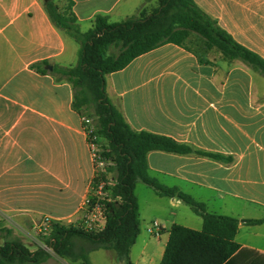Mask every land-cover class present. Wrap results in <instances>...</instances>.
<instances>
[{
  "label": "crops",
  "instance_id": "obj_1",
  "mask_svg": "<svg viewBox=\"0 0 264 264\" xmlns=\"http://www.w3.org/2000/svg\"><path fill=\"white\" fill-rule=\"evenodd\" d=\"M46 1L0 0V216L66 222L83 209L93 165L80 116L71 109V86L50 73L53 66H73L78 45L52 26ZM50 1L59 7L69 1L81 32L96 15L115 23L157 7V0ZM193 1L235 42L264 60V0ZM42 61L46 64L31 68ZM210 61L199 63L167 43L106 75V92L133 130L234 159L223 163L151 151L150 176L202 202L208 213L263 218L264 77L239 61L220 56ZM144 187L147 199L141 201L134 189L139 234L130 255L136 247L142 264H159L170 227L198 231L202 220L186 215L176 198ZM152 221L161 225L158 236L148 232ZM234 242L238 248L224 264H264V222H239Z\"/></svg>",
  "mask_w": 264,
  "mask_h": 264
},
{
  "label": "trees",
  "instance_id": "obj_2",
  "mask_svg": "<svg viewBox=\"0 0 264 264\" xmlns=\"http://www.w3.org/2000/svg\"><path fill=\"white\" fill-rule=\"evenodd\" d=\"M43 6L52 26L78 44L76 63L70 67L53 66L50 73L56 82L71 86V109L80 118L92 120L98 157L109 164L103 173L93 175L90 183L91 190L100 180L107 183L102 192L108 200H99L106 219L104 228L95 232L81 225L50 220L42 226L41 242L54 255L72 263L91 264L90 252L104 249L113 250L119 263L132 264L130 249L139 234L134 189L137 182H142L159 197L176 198L202 220L198 231L177 224L170 227L159 264H224L238 248L234 242L238 223L258 225L264 217L237 220L206 212L202 202L150 176L147 154H193L223 163H232L233 157L193 148L145 130H133L108 97L105 77L167 43L190 52L199 63H212L208 54L214 52L227 62H241L263 77L264 60L235 42L193 0H157V7L150 13L141 10L138 15L115 23L96 15L85 32L80 31L69 1L63 8L50 0ZM45 64L42 61L31 68ZM39 72L46 70L41 68ZM90 200L94 203V198ZM3 230L10 234V230ZM50 257L44 248L30 251L17 238L0 245V264H46Z\"/></svg>",
  "mask_w": 264,
  "mask_h": 264
},
{
  "label": "rangeland",
  "instance_id": "obj_3",
  "mask_svg": "<svg viewBox=\"0 0 264 264\" xmlns=\"http://www.w3.org/2000/svg\"><path fill=\"white\" fill-rule=\"evenodd\" d=\"M59 7V6H58ZM63 8V7H59ZM153 11V10H151ZM144 11L145 13H150ZM139 14V13H138ZM137 14V15H138ZM74 44H76L74 42ZM78 45V44H77ZM219 57L217 53H209L208 58L209 60H215ZM77 61V55L74 64ZM73 64V65H74ZM146 186L142 182L136 183V192L140 197V201L143 199H147L146 194L141 191V188H146ZM86 208H89L85 204H83V209L79 211V216L76 219H72L66 221L65 223H71L81 226H87L88 222V214L86 212ZM184 213L192 218H196L194 213L185 205H183ZM184 213L180 214V216L184 217ZM224 213V212H218ZM42 221L43 218H39V216H0V245L4 243L5 240L17 238L21 241V243L30 251L36 250L38 247L44 248L49 254L51 255L50 259L47 261L46 264H81L80 261L77 262H70L66 259H62L57 257L53 254V252L47 248L40 239V235L43 234L42 230ZM183 225H190L185 220H178ZM3 229L10 230V234L7 235ZM139 242V241H138ZM138 246V243H137ZM137 249L134 247L131 251V255H129L131 262L139 261L138 264H142L137 256ZM89 259L91 264H120L116 257L113 255V252L104 250V249H97L89 254Z\"/></svg>",
  "mask_w": 264,
  "mask_h": 264
},
{
  "label": "built area",
  "instance_id": "obj_4",
  "mask_svg": "<svg viewBox=\"0 0 264 264\" xmlns=\"http://www.w3.org/2000/svg\"><path fill=\"white\" fill-rule=\"evenodd\" d=\"M80 124L82 132L86 138V144L92 160L93 175L98 176L99 174L104 172L106 165L109 163L104 162L98 157L99 150L96 144V138L93 135L95 127L92 120L88 117H81ZM105 184H107L105 181L100 180L96 184L94 190H89V195L84 200V204L89 207L86 208V212L88 214V224L87 226H82L85 229H90L95 232H99L104 228L106 219L103 214V205L99 203V200H108L107 194L102 192V189ZM91 198H94V203H91ZM50 220L52 219L44 218L42 221V226H47ZM160 229L161 225L157 221H152L148 228V232L153 236H158Z\"/></svg>",
  "mask_w": 264,
  "mask_h": 264
},
{
  "label": "water",
  "instance_id": "obj_5",
  "mask_svg": "<svg viewBox=\"0 0 264 264\" xmlns=\"http://www.w3.org/2000/svg\"><path fill=\"white\" fill-rule=\"evenodd\" d=\"M47 69H48V70H51V66H47Z\"/></svg>",
  "mask_w": 264,
  "mask_h": 264
}]
</instances>
